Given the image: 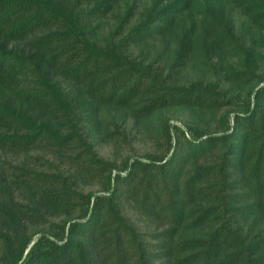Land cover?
<instances>
[{"label": "trees", "instance_id": "obj_1", "mask_svg": "<svg viewBox=\"0 0 264 264\" xmlns=\"http://www.w3.org/2000/svg\"><path fill=\"white\" fill-rule=\"evenodd\" d=\"M194 1L0 0V151L52 167L0 159V264H264V57L231 2L197 19ZM236 1L264 30V0ZM196 52L224 76L179 84ZM130 122L153 126L155 151L99 155L90 134L129 144Z\"/></svg>", "mask_w": 264, "mask_h": 264}, {"label": "rangeland", "instance_id": "obj_2", "mask_svg": "<svg viewBox=\"0 0 264 264\" xmlns=\"http://www.w3.org/2000/svg\"><path fill=\"white\" fill-rule=\"evenodd\" d=\"M147 4L150 3V0H145ZM167 0H164L166 2ZM231 2L234 9H237L235 13V37L238 39L240 43H242L245 47H249L251 45L257 52L261 54L262 57H264V30H259L255 23H251L249 26V23L246 22V16L242 13V15L238 14V9L240 10L241 7L238 6V3L236 0H223ZM219 0H195L193 5V13L197 17V19H200L203 16V11H205L206 7L213 8V6L218 5ZM143 3V2H142ZM140 3V4H142ZM144 4L141 6V10L143 9ZM117 12L113 14V16H110L108 19H106L104 22L103 29L100 31L104 34L108 32V28L110 29L114 25V21L117 19ZM169 47L176 46V40L174 38H171V41L168 43ZM174 49V48H172ZM170 50V52L172 51ZM201 50V49H200ZM202 51V50H201ZM139 50L136 51L138 53ZM243 54V53H242ZM254 56V55H253ZM228 62L230 64L236 65L238 63V57L237 56H230L227 55ZM149 59H153V56H148ZM256 60L258 61L260 68H263V58L255 56ZM213 62L216 61V58L212 60ZM226 69L214 67L213 65H210V63H206L204 56L196 52V55L191 58L189 63L186 65L185 70L180 73L176 79L179 84L181 83H188L191 80L194 79H200L202 78L204 81H215L216 77H223ZM241 96L244 99L246 97L245 91L241 92ZM164 114L168 115L172 118L173 122H178L183 124L184 121L187 119V113L182 109H166L164 110ZM105 123L106 129L112 130L117 124L122 125L123 120L119 117L118 113H116L113 110H110L106 112L105 114ZM153 126H150L148 123L138 124L130 122L129 127L126 129V133L128 135L129 144L123 143L122 145H118L116 147L113 143L106 142L102 139H99L95 137L92 133L90 134V139L95 144V150L98 152L99 155L118 161L120 162V159L122 156L127 154H138L143 155L147 152H154L155 146L151 143L150 136L147 135V132L152 131ZM121 129L124 130L125 128L121 126ZM131 147H133L134 152L131 151ZM32 155H41L42 157H47L46 159H50L53 165H60L59 164V157L51 153L49 151H43V150H34L31 152ZM44 157V158H45ZM0 159L2 161H10L15 164H21L26 163L29 166L35 167L37 169L41 170H51L52 167L48 163L47 165L43 164L42 160L35 161L33 158H27L24 154H11V153H3L0 151ZM1 166H5L0 161V171H3L4 173L5 168H1ZM6 167V166H5ZM82 188L85 191H96L100 188L98 184H83ZM126 213L133 219V221L137 224L139 229L143 232L145 238H147L149 241H156V238H154L152 235H149V232H152L153 227H149L148 224L141 220L139 216L136 213V210L131 207L129 204H126ZM53 219V218H51ZM46 229V226L43 228Z\"/></svg>", "mask_w": 264, "mask_h": 264}]
</instances>
